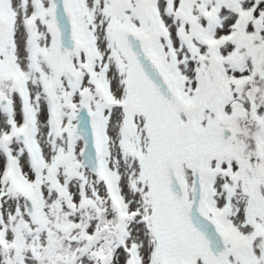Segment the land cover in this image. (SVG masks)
<instances>
[{"label": "snow or ice", "instance_id": "obj_1", "mask_svg": "<svg viewBox=\"0 0 264 264\" xmlns=\"http://www.w3.org/2000/svg\"><path fill=\"white\" fill-rule=\"evenodd\" d=\"M0 264H264V0H0Z\"/></svg>", "mask_w": 264, "mask_h": 264}]
</instances>
